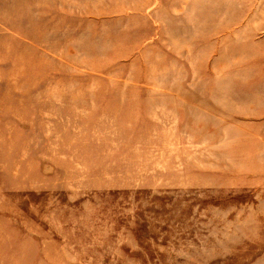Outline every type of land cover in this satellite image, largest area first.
I'll return each mask as SVG.
<instances>
[{
  "label": "rangeland",
  "instance_id": "obj_1",
  "mask_svg": "<svg viewBox=\"0 0 264 264\" xmlns=\"http://www.w3.org/2000/svg\"><path fill=\"white\" fill-rule=\"evenodd\" d=\"M0 264H264V0H0Z\"/></svg>",
  "mask_w": 264,
  "mask_h": 264
}]
</instances>
